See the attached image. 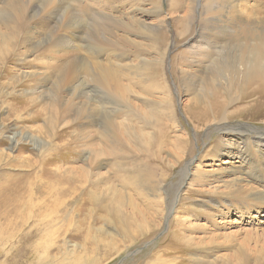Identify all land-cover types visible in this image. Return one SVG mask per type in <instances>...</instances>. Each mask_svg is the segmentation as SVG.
Returning <instances> with one entry per match:
<instances>
[{
	"label": "rangeland",
	"instance_id": "rangeland-1",
	"mask_svg": "<svg viewBox=\"0 0 264 264\" xmlns=\"http://www.w3.org/2000/svg\"><path fill=\"white\" fill-rule=\"evenodd\" d=\"M259 137L264 0H0V264H264Z\"/></svg>",
	"mask_w": 264,
	"mask_h": 264
},
{
	"label": "bare ground",
	"instance_id": "bare-ground-1",
	"mask_svg": "<svg viewBox=\"0 0 264 264\" xmlns=\"http://www.w3.org/2000/svg\"><path fill=\"white\" fill-rule=\"evenodd\" d=\"M259 139L261 140V141H263L264 142V138H260L259 137ZM244 150H246V147H245V149ZM241 157V156H240ZM244 160V159H243ZM245 161V160H244Z\"/></svg>",
	"mask_w": 264,
	"mask_h": 264
}]
</instances>
